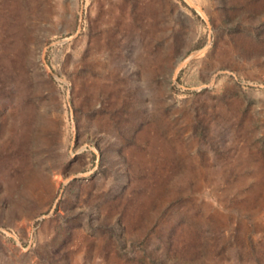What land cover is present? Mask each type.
<instances>
[{
    "label": "rangeland",
    "instance_id": "rangeland-1",
    "mask_svg": "<svg viewBox=\"0 0 264 264\" xmlns=\"http://www.w3.org/2000/svg\"><path fill=\"white\" fill-rule=\"evenodd\" d=\"M0 264H264V0H0Z\"/></svg>",
    "mask_w": 264,
    "mask_h": 264
}]
</instances>
